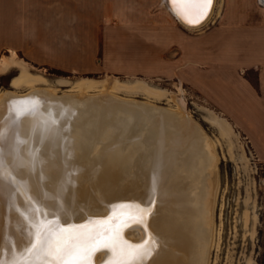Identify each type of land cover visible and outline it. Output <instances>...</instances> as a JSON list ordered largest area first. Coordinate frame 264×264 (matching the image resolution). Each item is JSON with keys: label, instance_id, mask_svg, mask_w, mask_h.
Here are the masks:
<instances>
[{"label": "bare ground", "instance_id": "obj_1", "mask_svg": "<svg viewBox=\"0 0 264 264\" xmlns=\"http://www.w3.org/2000/svg\"><path fill=\"white\" fill-rule=\"evenodd\" d=\"M160 2L189 30L206 26L223 4L213 0L208 15L192 25L176 15L171 0ZM1 61V73L12 66L19 73L13 89L0 90V264L24 255L31 224L53 218L83 224L122 204L152 208L148 230L159 247L147 264H211L223 229L218 142L225 139L232 158L248 163L231 123L206 109L221 137L212 138L180 86L172 95L141 78H62L54 85L15 52ZM65 84L72 89L61 93ZM140 94L147 98L135 99ZM164 98L168 106L160 104ZM24 104L35 107L18 117ZM252 193L247 189L246 203ZM252 203L242 220L254 240L259 219ZM124 237L139 243L145 231L132 224ZM108 259L102 250L93 264Z\"/></svg>", "mask_w": 264, "mask_h": 264}, {"label": "rangeland", "instance_id": "obj_2", "mask_svg": "<svg viewBox=\"0 0 264 264\" xmlns=\"http://www.w3.org/2000/svg\"><path fill=\"white\" fill-rule=\"evenodd\" d=\"M160 1L90 0L82 4L67 3L64 8L53 4L50 24L30 28L37 39L36 47L30 44V51L22 49L18 55L29 64L31 71L45 75L54 85L62 78L71 81L141 78L172 95H177L180 86L185 90L189 110L214 139L221 137L206 119V109L231 123L244 146L248 163L232 158L225 139L218 142L217 213L219 218L222 214L223 229L211 264H247L249 257L256 261L255 264H264V162L252 145L249 129L236 117V83L230 81L231 76L244 75L254 84L258 72L254 68L239 67L242 64H237L234 40L218 50L208 43L205 46L209 49L204 52L203 45L208 39L203 35L216 24V15L210 21L212 25L209 22L200 30L185 29L179 35L170 29L177 25H171L174 18ZM240 1L247 6L250 0ZM222 9L223 4L221 12ZM168 26L169 35H161L162 28ZM225 36H221V42ZM8 54L10 52H0L2 59ZM196 57H207L209 62L200 63L195 61ZM6 72H0V90L13 89L12 80L18 76L19 67L12 66ZM58 89L61 93L64 89L71 90L72 84L59 85ZM120 94L126 96L124 91ZM134 97L147 98L142 94ZM160 104L168 106V99L164 98ZM238 152L239 149L235 150ZM247 189L253 192L251 196L256 202L259 219L254 240L248 232L246 234L242 220L247 205L254 204L253 200L251 203L245 201Z\"/></svg>", "mask_w": 264, "mask_h": 264}, {"label": "crops", "instance_id": "obj_3", "mask_svg": "<svg viewBox=\"0 0 264 264\" xmlns=\"http://www.w3.org/2000/svg\"><path fill=\"white\" fill-rule=\"evenodd\" d=\"M84 1L90 0H0V52H10L6 57H11L13 52L18 55L22 49L30 51V44L35 48L37 39L30 28L50 24L53 4L64 8L67 3L82 4ZM221 13L216 15L217 22L213 28L203 35L208 39L203 45V50L207 53L209 48L205 45L208 43V46L214 45L215 50H218V47L234 40L237 64H242L239 67L257 70V81L254 84L244 75L234 78L231 76L230 81L236 83V117L247 130L249 129L252 145L264 162V1L250 0L247 6H244L240 0L233 3L232 0H223ZM173 18L170 24L177 25L178 28L163 27L159 32L161 35L168 36L169 28L179 35L181 31H185L186 28L176 21L174 16ZM224 34L225 39L221 42V36ZM195 61L206 63L209 59L196 57ZM220 96L229 100L225 95Z\"/></svg>", "mask_w": 264, "mask_h": 264}, {"label": "snow or ice", "instance_id": "obj_4", "mask_svg": "<svg viewBox=\"0 0 264 264\" xmlns=\"http://www.w3.org/2000/svg\"><path fill=\"white\" fill-rule=\"evenodd\" d=\"M213 0H171L176 15L195 25L211 9ZM24 104L17 116L34 109ZM15 183V181H12ZM152 208L138 204H122L111 215L89 219L83 224H64L53 218L30 225L29 244L22 256H14L11 264H93L97 252L109 256L106 264H147L159 244L148 230ZM137 224L145 231V239L132 243L124 237V230Z\"/></svg>", "mask_w": 264, "mask_h": 264}]
</instances>
